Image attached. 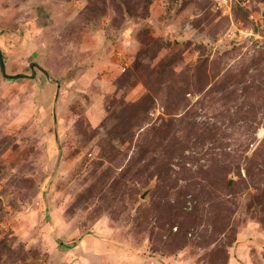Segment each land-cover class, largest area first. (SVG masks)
<instances>
[{
    "label": "rangeland",
    "instance_id": "374dc122",
    "mask_svg": "<svg viewBox=\"0 0 264 264\" xmlns=\"http://www.w3.org/2000/svg\"><path fill=\"white\" fill-rule=\"evenodd\" d=\"M0 60V264H264V0H0Z\"/></svg>",
    "mask_w": 264,
    "mask_h": 264
},
{
    "label": "water",
    "instance_id": "95a60500",
    "mask_svg": "<svg viewBox=\"0 0 264 264\" xmlns=\"http://www.w3.org/2000/svg\"><path fill=\"white\" fill-rule=\"evenodd\" d=\"M0 71H1V73H2L3 76H5V77H11V76H9V75H6V74L3 72V66H2V62H1V60H0ZM46 77H47V76H46Z\"/></svg>",
    "mask_w": 264,
    "mask_h": 264
}]
</instances>
